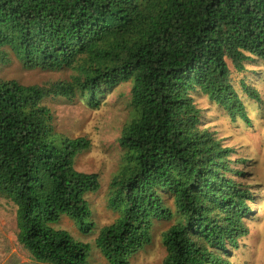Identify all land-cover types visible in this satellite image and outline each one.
Instances as JSON below:
<instances>
[{"label": "trees", "instance_id": "trees-1", "mask_svg": "<svg viewBox=\"0 0 264 264\" xmlns=\"http://www.w3.org/2000/svg\"><path fill=\"white\" fill-rule=\"evenodd\" d=\"M255 57L264 61V0H0V66L65 75L35 84L0 75V197L17 207L20 245L46 264H90V244L55 224L93 230L88 196L101 176L77 168L91 141L61 131L51 103L97 109L129 83L109 189L119 216L96 248L108 264H132L155 222H172L164 264H232L255 197L195 94L246 119L229 61L243 71Z\"/></svg>", "mask_w": 264, "mask_h": 264}, {"label": "rangeland", "instance_id": "rangeland-1", "mask_svg": "<svg viewBox=\"0 0 264 264\" xmlns=\"http://www.w3.org/2000/svg\"><path fill=\"white\" fill-rule=\"evenodd\" d=\"M229 66L230 80L244 103L246 119L239 114L233 117L200 91L196 92L195 98L204 111L206 126L216 132L227 147L233 149V165L244 172L240 180L255 197L249 202L251 212L245 218L248 234L239 238L236 248L230 249L229 260L232 264H264V61L255 57L245 64L243 71H238L230 61ZM0 75L23 84H35L57 79L64 73L26 69L13 61L0 66ZM129 102L130 85L123 83L97 109H91L83 103H51L56 110L61 131L73 137L86 136L91 141L90 148L77 157V168L101 176L100 189L88 196L93 230L84 232L79 221L68 217H63L55 224L56 228L65 229L77 240L90 244V264H108L96 248L95 238L101 227L112 223L119 216V212L110 207L109 189L121 164L123 150L118 138L129 119ZM16 210L13 202L0 197V264H46L33 259L18 242ZM171 223L155 222L152 244L134 256L132 264H164L162 236Z\"/></svg>", "mask_w": 264, "mask_h": 264}]
</instances>
